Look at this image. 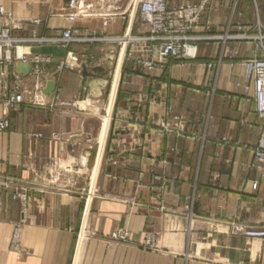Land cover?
I'll use <instances>...</instances> for the list:
<instances>
[{
    "label": "crops",
    "instance_id": "crops-1",
    "mask_svg": "<svg viewBox=\"0 0 264 264\" xmlns=\"http://www.w3.org/2000/svg\"><path fill=\"white\" fill-rule=\"evenodd\" d=\"M68 2L0 0L16 43L12 64L0 63V116L5 94L30 98L54 82L49 102L21 104L0 131V264H71L83 215L80 237L88 224L99 238L130 232L102 264H264V250L252 252L235 228L264 226V164L252 153L263 121L242 65L264 56V42L202 40L194 59L148 69L147 50L124 45L142 33L130 0ZM70 10L81 13L70 20ZM236 22L257 33L264 0H208L196 35ZM65 30L82 41L49 40ZM34 58L59 65L15 71ZM148 233L157 252L140 248Z\"/></svg>",
    "mask_w": 264,
    "mask_h": 264
},
{
    "label": "built area",
    "instance_id": "built-area-1",
    "mask_svg": "<svg viewBox=\"0 0 264 264\" xmlns=\"http://www.w3.org/2000/svg\"><path fill=\"white\" fill-rule=\"evenodd\" d=\"M207 1L202 0L199 4H182L168 8L165 0H130L131 13L137 17L141 25L142 35L138 37L128 35L124 45L135 42L146 49L149 57L147 59L142 58L140 61L148 69L153 68L159 61H164L168 58L174 60L194 59L197 54V42L214 39L209 35H196L197 30L201 27L202 13ZM75 4V0H69L68 8H74ZM80 13L81 11L70 10L67 17L73 20ZM10 18V14L5 12L4 8L0 6V63L12 64L13 62L11 49L15 47L16 43L10 35ZM106 20H103V24H106ZM257 32V36L252 38H258L263 44L264 25L259 26ZM49 40L63 45L82 41L81 38L72 35L71 30H65L60 36ZM229 58L232 57L229 56ZM32 61L44 62L47 60L34 58ZM242 65L245 70L246 80L252 82L255 114L263 121L264 129V56L246 59L242 62ZM208 66H211V64H208ZM3 100L4 111L0 116V131H5L9 127V112L19 110L21 104L26 102L35 105L45 104L44 95L40 89H37L30 98H26L25 90H18L5 94ZM175 119L180 120L179 117H175ZM162 127L168 129L166 123H162ZM178 130L182 131L180 128ZM222 140L225 141L226 139L222 138ZM252 153L256 165L262 166L264 164V130L258 142L252 148ZM18 196L22 201H25L26 196L24 193L18 194ZM235 228L247 238L264 240V226ZM122 233H125L123 229L115 231L112 237L120 238L118 235Z\"/></svg>",
    "mask_w": 264,
    "mask_h": 264
},
{
    "label": "rangeland",
    "instance_id": "rangeland-1",
    "mask_svg": "<svg viewBox=\"0 0 264 264\" xmlns=\"http://www.w3.org/2000/svg\"><path fill=\"white\" fill-rule=\"evenodd\" d=\"M237 6L238 5H235V7H232V9L229 12L230 15L237 13L236 12ZM136 19H137V17H136ZM230 19H231V17L229 18V20ZM243 26L244 25L240 24V22H236L234 24L227 23L226 26H219V27L215 28L214 32L211 31V32H208L207 34L209 36H212L213 38H215V40H220L223 43L238 42V41L245 42V41H253V40L257 41L258 38H252V37L257 36L258 32L254 33L253 31H246V29ZM256 30L258 31L257 27H256ZM141 35H142V33L139 35H135L132 33V36H141ZM132 44H138V43L133 42ZM132 44H130V45H132ZM236 52L237 51L234 50L232 52L233 54L231 56H234V55L236 56ZM229 56L230 55H228V57ZM169 59H171V58H169ZM172 60H174V59H172ZM108 93L106 94L107 96H108ZM107 96H106V98H107ZM104 114H105V111L103 112V115ZM21 192L25 194L24 190H17L18 194H21ZM18 194H16L15 197L20 199ZM26 198L27 197H25V201H26ZM83 222H84V215H83V218L81 220L80 232H79V234H77V237H76V247H75V251L72 255L71 264H102L103 257H105V255L109 252V251H107V249L112 250V248L116 245L130 244V242H131L130 232L127 228H125L123 226L112 230L110 232V234L105 236V238H99V237L94 236L92 234L91 229H90V225L88 224L87 233H85V235L83 237L82 236L80 237L81 232L83 230ZM89 222H90V220H89ZM122 229L125 231V233L118 235V237H120V238L116 239V238L112 237V234L115 231L122 230ZM18 238H19L18 232L16 231V232L12 233L11 239H10V249L14 250L17 253H18V246H17ZM250 242H251L252 248H253L252 252L254 250H256V249L258 250V248H260L262 250V253H263L264 240H260V239H256V238H250ZM140 246H141L140 248H142V249L144 248L148 251L157 252L158 251V238H157V236L153 233L145 234L142 242L140 243ZM81 248H83V250H81ZM252 259H253V256H252Z\"/></svg>",
    "mask_w": 264,
    "mask_h": 264
},
{
    "label": "water",
    "instance_id": "water-1",
    "mask_svg": "<svg viewBox=\"0 0 264 264\" xmlns=\"http://www.w3.org/2000/svg\"><path fill=\"white\" fill-rule=\"evenodd\" d=\"M58 65H59V62H56V61H50V62L49 61H47V62L31 61V62H26V61H22V60H17L14 63L15 71L18 74H24V75L28 74L31 69H40V68H42V66H45L51 72H53L57 68ZM97 69H99V68H94V70H97ZM84 74H85V72H84ZM53 90H54V82H53L52 79H50V80L47 81L45 87L42 90V93L45 96V101L46 102H49Z\"/></svg>",
    "mask_w": 264,
    "mask_h": 264
},
{
    "label": "bare ground",
    "instance_id": "bare-ground-1",
    "mask_svg": "<svg viewBox=\"0 0 264 264\" xmlns=\"http://www.w3.org/2000/svg\"><path fill=\"white\" fill-rule=\"evenodd\" d=\"M81 250H83V248H81ZM81 258V257H80Z\"/></svg>",
    "mask_w": 264,
    "mask_h": 264
}]
</instances>
